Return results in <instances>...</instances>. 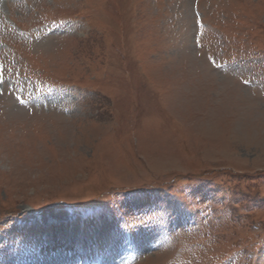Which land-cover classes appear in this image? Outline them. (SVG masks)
<instances>
[{"label": "rangeland", "instance_id": "374dc122", "mask_svg": "<svg viewBox=\"0 0 264 264\" xmlns=\"http://www.w3.org/2000/svg\"><path fill=\"white\" fill-rule=\"evenodd\" d=\"M83 254L264 264V0H0V264Z\"/></svg>", "mask_w": 264, "mask_h": 264}, {"label": "bare ground", "instance_id": "6f19581e", "mask_svg": "<svg viewBox=\"0 0 264 264\" xmlns=\"http://www.w3.org/2000/svg\"><path fill=\"white\" fill-rule=\"evenodd\" d=\"M46 215V214H45ZM56 223L55 226L53 228V230H51L50 233V237H47V240L45 241V245L47 247H51V246H57L56 243L58 242L60 245L63 244V246H65V249H72V247L74 248H78L81 249V243L78 244L77 246V241L79 237L81 236V233L84 232L83 229L80 228L81 225L79 226H67V229H65V227L62 225L63 221L62 219H55ZM77 224V223H76ZM57 225V228H56ZM66 230V232H65ZM64 232L67 233L68 236L64 235ZM98 233V232H97ZM90 235V234H89ZM99 238H97L96 240H91L90 238L87 239L86 236L83 237L84 240V244L85 245H97V244H101L103 241V234L99 233L98 235ZM47 243V244H46ZM104 243V242H103ZM85 255L83 254V264H90L89 261L85 260Z\"/></svg>", "mask_w": 264, "mask_h": 264}]
</instances>
